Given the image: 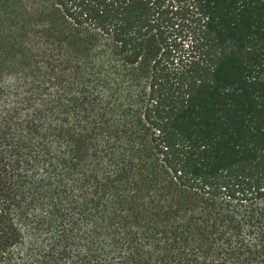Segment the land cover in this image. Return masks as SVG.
<instances>
[{"label": "trees", "instance_id": "trees-1", "mask_svg": "<svg viewBox=\"0 0 264 264\" xmlns=\"http://www.w3.org/2000/svg\"><path fill=\"white\" fill-rule=\"evenodd\" d=\"M0 264H264V0H0Z\"/></svg>", "mask_w": 264, "mask_h": 264}]
</instances>
